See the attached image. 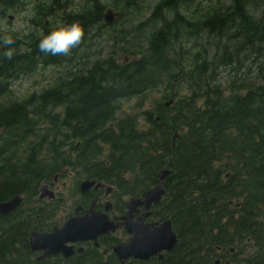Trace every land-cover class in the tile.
Returning <instances> with one entry per match:
<instances>
[{
  "label": "trees",
  "instance_id": "trees-1",
  "mask_svg": "<svg viewBox=\"0 0 264 264\" xmlns=\"http://www.w3.org/2000/svg\"><path fill=\"white\" fill-rule=\"evenodd\" d=\"M26 2L34 31L0 56V202L23 197L0 216V264H38L29 233L54 219L32 205L56 174L75 191L90 179L136 197L165 168L154 211L178 238L165 264H264V0H157L143 21L147 0H0V22ZM108 8L119 17L105 25ZM56 21L83 28L68 56L38 49ZM96 40L108 47L92 56ZM45 66L58 67L51 86L12 96L13 81ZM130 99L135 112L120 115Z\"/></svg>",
  "mask_w": 264,
  "mask_h": 264
},
{
  "label": "flooded vegetation",
  "instance_id": "flooded-vegetation-1",
  "mask_svg": "<svg viewBox=\"0 0 264 264\" xmlns=\"http://www.w3.org/2000/svg\"><path fill=\"white\" fill-rule=\"evenodd\" d=\"M104 185L111 186L112 191H107L106 187L95 188L92 186L82 194L79 190L78 193L72 190L66 182L56 180L49 184L55 198L39 199V201L37 199L38 202L36 201L32 206L37 211H42L45 216L47 211H49L51 215L61 216L60 220L62 221L70 217L84 216L85 214L104 213L118 225V229L113 233L104 235L106 243L97 247L92 242L72 245V253L69 258L59 254L40 260L39 258L44 255L43 252L38 251L31 253L34 261L38 264H165L166 256L169 255L166 251L153 253L145 259L130 258L126 261L119 259L114 252V248L120 243H128L130 238V235L125 231L124 225H122L121 219L127 211L128 197L116 195L115 188L112 185ZM51 206H53V209ZM151 211V216H148L141 208L137 209L131 222L153 223L154 221H160L154 218L153 210ZM38 215L36 214V221L39 218ZM28 249L31 251L30 248ZM227 262L229 261L226 260L225 264H228Z\"/></svg>",
  "mask_w": 264,
  "mask_h": 264
},
{
  "label": "water",
  "instance_id": "water-1",
  "mask_svg": "<svg viewBox=\"0 0 264 264\" xmlns=\"http://www.w3.org/2000/svg\"><path fill=\"white\" fill-rule=\"evenodd\" d=\"M115 17H117V14H114L111 10H107L103 16L106 24H110ZM171 102L166 103V105ZM169 173V170L160 171L158 174L159 180L163 181ZM92 185H94L93 181L82 182L80 185L81 192L88 191ZM100 186V184H97L95 188ZM163 194L164 191L161 185H158L144 193L142 200H131L128 203L129 211L124 217L125 228L132 236L129 244L118 245L114 249L120 258L133 257L142 259L160 250L170 251L176 244V234L172 230L170 220L163 222L159 227H156L155 224L139 223L138 221L131 222L134 206L143 205V209L146 210L152 203H157ZM19 203L20 199L18 197L8 202L0 203V214L10 213L17 208ZM114 229L115 226L109 223L106 215L100 216L93 213L82 218L70 219L61 229L55 230L53 233L33 232L30 236V246L32 250H43L46 256L57 253L67 256L70 251L68 247H65L66 244L76 241H96L98 236Z\"/></svg>",
  "mask_w": 264,
  "mask_h": 264
},
{
  "label": "rangeland",
  "instance_id": "rangeland-1",
  "mask_svg": "<svg viewBox=\"0 0 264 264\" xmlns=\"http://www.w3.org/2000/svg\"><path fill=\"white\" fill-rule=\"evenodd\" d=\"M148 2L144 3V8L141 13H138L134 18V20L143 21L144 19L148 18L151 15V11L153 6L155 5L157 0H147ZM225 2H229L230 0H224ZM33 16V11L31 5H28L26 9H18L16 11L9 10L7 12V18L1 21L0 26L1 30H15L14 34H18V36L23 38L27 34L34 31V28L30 24V19ZM100 40H96L94 45L91 47L90 53L94 56L97 50L101 49L102 54L104 52L103 48H106L107 44L104 42H99ZM106 44V45H105ZM57 67H47V68H40L38 71L27 78H23L18 80L12 85V91L15 98L20 99L32 92H38L41 89L52 85L53 83V76L57 74ZM157 95L152 93L148 95L146 98V103L144 108L148 107L153 99H156ZM136 101L134 99L123 101L120 104L121 114L125 113H132L135 112L134 106ZM64 178L63 180H65Z\"/></svg>",
  "mask_w": 264,
  "mask_h": 264
},
{
  "label": "clouds",
  "instance_id": "clouds-1",
  "mask_svg": "<svg viewBox=\"0 0 264 264\" xmlns=\"http://www.w3.org/2000/svg\"><path fill=\"white\" fill-rule=\"evenodd\" d=\"M14 33V29L5 30L0 35V56L7 60H11L16 53L13 45L19 36ZM83 36V28L78 22L56 21L46 33L42 31L39 34L38 49L45 55L68 56L81 43Z\"/></svg>",
  "mask_w": 264,
  "mask_h": 264
},
{
  "label": "bare ground",
  "instance_id": "bare-ground-1",
  "mask_svg": "<svg viewBox=\"0 0 264 264\" xmlns=\"http://www.w3.org/2000/svg\"><path fill=\"white\" fill-rule=\"evenodd\" d=\"M28 1H29V0H28ZM103 1L105 2V0H103ZM256 1H257V0H256ZM30 2H31V1H30ZM26 3H27V2H26ZM28 3H29V2H28ZM28 3H27V5H28ZM32 3H33V2H32ZM37 3H38V2H37ZM23 4H25V3H23ZM32 6H33V5H32ZM182 8H183V7H182ZM184 11H185V10H184ZM179 13H181V12L179 11ZM123 14H124V13H123ZM182 14H183V13H182ZM195 14H196V13H195ZM123 16H124V15H123ZM121 17H122V16H121ZM101 23H102V22H101ZM107 27H108V26H107ZM92 28H93V27H92ZM95 28H96V27H95ZM95 28H94V29H95ZM100 28H101V27H100ZM104 29H106V28H104ZM92 30H93V29H92ZM98 30H100V29H98ZM103 31H104V30H103ZM91 32H92V31H91ZM91 32H90V33H91ZM102 33H103V32H102ZM102 33H101V34H102ZM95 34H96V33H95ZM104 34H105V33H104ZM104 34H103V35H104ZM88 35H89V34H88ZM88 35H87V36H88ZM99 35H100V34H99ZM93 36H94V34H93ZM88 37H90V36H88ZM103 37H105V36H103ZM103 37H102V38H103ZM90 38H91V37H90ZM97 38H98V37H97ZM86 39H87V38H86ZM86 39H85V40H86ZM93 40H94V39H93ZM100 40H101V38H100ZM102 40H103V39H102ZM86 41H89V39L86 40ZM91 41H92V40H91ZM94 43H95V41L93 42L92 45H94ZM103 43H104V42H103ZM105 43H106V42H105ZM110 43H111V42H110ZM85 44H86V42H85ZM87 44H88V43H87ZM87 44H86V45H87ZM107 44H108V43H107ZM90 45H91V44H90ZM105 45H106V44H105ZM82 46H84V43H83ZM87 47L89 48V46H87ZM107 47H108V46H106V48H107ZM83 48H84V47H83ZM85 48H86V47H85ZM88 48H87V49H88ZM80 49H81V48H80ZM110 49H111V48H110ZM110 49H109V50H110ZM188 49H189V48H188ZM188 49H185V50H188ZM82 50H84V49H82ZM90 50H91V48H90ZM90 50H89V51H90ZM109 50H108V51H109ZM78 51H79V50H78ZM85 51H86V50H85ZM89 51H88V52H89ZM108 51H107V52H108ZM81 52H82V51H81ZM83 52H84V51H83ZM73 54H74V53H73ZM77 54H80V53H77ZM90 54H91V53H90ZM123 54H124V53H123ZM91 55H92V54H91ZM96 55H97V54H96ZM106 55H107V54H106ZM75 56H76V55H75ZM115 56H116V55H115ZM244 56H245V55H244ZM77 57H79V56L77 55ZM85 57H86V56H85ZM83 58H84V56H83ZM97 58H98V57H97ZM75 59H76V58H75ZM86 59H87V58H86ZM92 59H93V58H92ZM95 59H96V58H95ZM115 59H116V58H115ZM79 60H80V59H79ZM80 61H82V60H80ZM93 61H94V60H93ZM98 61H99V60H98ZM98 61H97V62H98ZM83 62H84V60H83ZM83 62H82V63H83ZM88 62H89V61H88ZM88 62H87V63H88ZM70 63H71V62H70ZM91 63H92V62H91ZM94 63H95V62H94ZM84 64H85V62H84ZM93 65H94V64H93ZM82 66H83V65H82ZM86 67H87V66H86ZM88 67H89V66H88ZM61 68H62V67H61ZM90 68H91V67H90ZM79 70H80V68H79ZM79 70H78V71H79ZM82 70H84V69H82ZM82 70H81V71H82ZM81 71H79V72H81ZM79 72H78V73H79ZM88 72H89V70H88ZM88 72H87V73H88ZM222 72H224V71H222ZM84 73H85V72H84ZM78 76H79V75H78ZM24 77H25V76H24ZM21 78H22V77H21ZM79 78H80V77H79ZM17 79H18V78H17ZM12 134H13V133H12ZM15 135H16V134H15ZM18 137H19V136H18ZM14 140H15V139H14ZM19 185H20V184H19ZM24 187H25V185H24ZM23 222H24V221H23ZM24 223H25V222H24ZM21 224H22V223H21Z\"/></svg>",
  "mask_w": 264,
  "mask_h": 264
}]
</instances>
